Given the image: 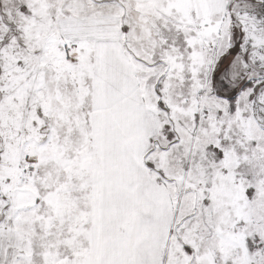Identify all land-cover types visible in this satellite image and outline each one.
Wrapping results in <instances>:
<instances>
[{"label": "snow or ice", "instance_id": "6c2138e0", "mask_svg": "<svg viewBox=\"0 0 264 264\" xmlns=\"http://www.w3.org/2000/svg\"><path fill=\"white\" fill-rule=\"evenodd\" d=\"M0 264H264V0H0Z\"/></svg>", "mask_w": 264, "mask_h": 264}]
</instances>
